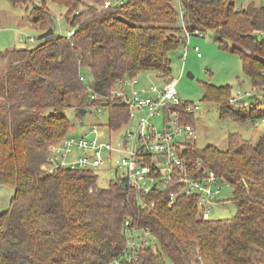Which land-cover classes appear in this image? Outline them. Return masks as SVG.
<instances>
[{"label":"trees","instance_id":"trees-1","mask_svg":"<svg viewBox=\"0 0 264 264\" xmlns=\"http://www.w3.org/2000/svg\"><path fill=\"white\" fill-rule=\"evenodd\" d=\"M50 1L66 8L71 37L56 33ZM106 1L41 0L29 11L42 30L37 45L10 50L0 76V186L14 193L0 213V264H264V134L254 144L232 133L226 150L186 148L191 166L201 160L231 187L236 213L228 219L200 218L194 197L170 206L166 193L144 196L125 180L99 187L92 171L43 169L50 147L72 128L67 109L93 108L90 95L107 98L108 126L116 131L129 118L123 103L109 99L121 80L150 71L171 78L184 27L220 34L216 40L240 56L253 89L264 92V6L124 0L104 8ZM204 98L235 121L264 119L256 95L244 113L230 105L229 86L207 85ZM141 198L155 205L143 207ZM128 220L156 243L128 248Z\"/></svg>","mask_w":264,"mask_h":264},{"label":"built area","instance_id":"built-area-1","mask_svg":"<svg viewBox=\"0 0 264 264\" xmlns=\"http://www.w3.org/2000/svg\"><path fill=\"white\" fill-rule=\"evenodd\" d=\"M240 1L246 5L255 3L264 6V0ZM123 2L124 0H107L104 8ZM184 30L187 48L191 36H204L203 31L191 33L185 27ZM74 32V29L69 30L67 36L71 37ZM28 39L31 43L36 42L34 37ZM195 50L199 51L197 47ZM156 75L163 84L135 89L138 81L134 76L124 78L112 90L109 99L123 103L129 113L127 122L121 127L124 131L117 147L98 135L99 131L95 126L82 135H72L71 132L50 147L48 161L43 165V169L53 172L59 168H69L96 173L112 160L114 154L122 153V165H118L116 169V173L121 171L118 179L125 180L130 187L144 196L152 192L166 193L170 206L182 197H194L198 216L205 220L212 219V207L223 204L219 197L223 182L212 169L204 166L201 160L197 162V167L191 166L184 154L196 133L195 126L187 117L193 116L199 106L187 104L179 99L177 80L165 78L161 74ZM80 78L85 80L82 76ZM90 98L95 101L94 107L99 105V113H102V110L109 111V107L105 105L107 98H98L96 95H90ZM241 99L239 96L232 97L230 102L238 106L236 103ZM246 105L245 103V106L240 107ZM156 116L162 117L160 127L154 122ZM107 128L110 132L121 129L113 131L108 125ZM90 134H96V137L92 139ZM140 203L143 207L155 205L154 201L149 204L142 198ZM125 226L128 248L153 244L151 239L145 236L150 235L148 230L141 232L132 226L129 220ZM113 264H119L118 260Z\"/></svg>","mask_w":264,"mask_h":264},{"label":"rangeland","instance_id":"rangeland-1","mask_svg":"<svg viewBox=\"0 0 264 264\" xmlns=\"http://www.w3.org/2000/svg\"><path fill=\"white\" fill-rule=\"evenodd\" d=\"M116 1V0H112ZM41 0H31L28 6H14L10 0H0V76L8 66L13 49L32 48L38 41L31 43L29 37H37L41 33L40 27L32 23L29 17V11L35 4L40 5ZM237 6H247L245 2L235 0ZM51 15L54 16V28L57 34L67 35L72 28L66 21V8L54 2H48L46 7ZM222 37L220 34L212 31L204 32V36H191L188 48L182 45L180 49L172 53V73L171 78L177 80V91L179 99L190 105H197L199 109L193 114L191 123L195 126V138L191 140L193 147L204 149L207 146H216L220 150H226L229 143V135L232 133L242 134L252 143H257L261 135L264 134V119L254 124L251 121H235L229 115L222 116L221 108L213 101L204 98L207 85H213L218 88L230 87L231 97H241L242 99L232 104L233 107H242V113L249 110L251 101L256 95L255 101H264V92L254 90L250 79L245 74L243 62L237 53L230 49L223 48L216 40ZM198 48V52L195 48ZM7 50V51H6ZM200 54V56L198 55ZM193 77L190 78L187 74ZM138 84L135 89H143L153 84L161 85L162 82L155 72H141L137 76ZM74 105H77V99H71ZM244 100V101H243ZM264 110V106H260ZM99 105H96L85 116H78L76 107L66 110V115L72 121V128L69 133L72 135H82L88 132L94 126L98 128V135L111 141L115 147L121 143L124 128L116 132H110L107 128L109 121V111L102 110L99 113ZM162 117L156 116L154 122L158 127L161 126ZM84 126H81V123ZM133 126V124L131 125ZM93 139L96 134H90ZM123 154H114L112 160L107 162L97 172L99 187H108L111 180H115L121 174L119 170L116 173L118 165H122ZM13 187L9 185L0 186V213L9 208ZM220 199L223 204H216L212 207V219L232 218L236 213V205L232 201V189L227 184H222ZM153 244L156 240L146 234ZM144 237V236H143Z\"/></svg>","mask_w":264,"mask_h":264},{"label":"water","instance_id":"water-1","mask_svg":"<svg viewBox=\"0 0 264 264\" xmlns=\"http://www.w3.org/2000/svg\"><path fill=\"white\" fill-rule=\"evenodd\" d=\"M253 38H255V39H257L258 38V36L257 35H251ZM190 78H192L193 76L190 74V73H188L187 74ZM255 97V96H254ZM78 113H80L82 116H85L87 113H91L92 112V110L91 109H84V108H78ZM81 126H84V123L82 122L81 123Z\"/></svg>","mask_w":264,"mask_h":264},{"label":"crops","instance_id":"crops-1","mask_svg":"<svg viewBox=\"0 0 264 264\" xmlns=\"http://www.w3.org/2000/svg\"><path fill=\"white\" fill-rule=\"evenodd\" d=\"M7 51V50H6ZM0 53H2L1 51H0Z\"/></svg>","mask_w":264,"mask_h":264}]
</instances>
